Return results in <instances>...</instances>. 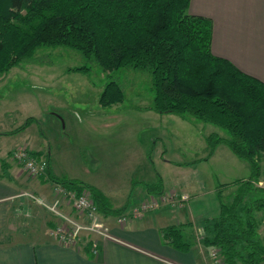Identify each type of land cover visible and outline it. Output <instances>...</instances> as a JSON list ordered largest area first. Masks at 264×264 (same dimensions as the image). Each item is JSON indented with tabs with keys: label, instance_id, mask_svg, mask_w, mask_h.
Returning <instances> with one entry per match:
<instances>
[{
	"label": "trees",
	"instance_id": "obj_1",
	"mask_svg": "<svg viewBox=\"0 0 264 264\" xmlns=\"http://www.w3.org/2000/svg\"><path fill=\"white\" fill-rule=\"evenodd\" d=\"M189 1L0 0V75L31 59L41 46L76 49L103 71L125 66L148 70L153 94L149 108L223 129L226 136H207L209 153L222 142L250 167L246 178L218 185V212L202 219L197 240L216 246L223 264H264L256 217L264 210V186L255 184L264 153V82L211 51V21L189 13ZM68 70L86 72L88 66ZM122 99L114 80L105 83L98 98L101 106ZM50 177L54 184L87 189L103 214L127 209V203L111 207L107 197L87 183ZM144 191L146 196L163 193L159 173L144 184ZM161 233L175 248L190 246L178 225H167Z\"/></svg>",
	"mask_w": 264,
	"mask_h": 264
},
{
	"label": "crops",
	"instance_id": "obj_2",
	"mask_svg": "<svg viewBox=\"0 0 264 264\" xmlns=\"http://www.w3.org/2000/svg\"><path fill=\"white\" fill-rule=\"evenodd\" d=\"M188 12L210 19L211 51L215 55L264 82V0H190ZM64 87L46 77L43 84L32 91H18L9 96L12 101L9 105L15 108L22 103L25 112L1 110L0 114L7 116L0 117V124L8 123L10 117L11 122L0 126V264H210L208 247L193 240L190 223L201 222L204 217L218 212L217 195L218 203L215 206L213 200L209 202L213 208L206 214L204 198L194 189L197 184L188 182V187L183 182L173 181L175 186H168L164 182L154 160L148 157L150 147L157 146L158 135L143 134L147 117L134 129L126 127L116 132L112 128L122 121V116L108 112L92 114V110L73 104ZM54 91H59V98L52 96ZM150 105L146 103L142 108L148 113L152 110ZM140 119L138 121H142ZM148 119L153 121L155 116L149 115ZM153 123H157L156 120ZM83 125L95 134L88 136L81 130ZM69 136H74V140H69ZM75 143L91 156L94 166L91 170L78 157ZM19 147L45 157L44 174L29 181L28 176L24 178L19 169L21 162L12 155ZM181 164L190 166L189 161ZM261 166L260 158L259 176L264 174ZM91 172L94 175L88 179ZM156 173L162 178L163 193L179 188L189 194L187 198L169 209L141 217L130 216L124 221L117 219L118 214L101 213L107 236L91 235L93 238L65 245L49 234V227L55 222L49 213L37 226L33 216L30 222L22 220L28 206L24 202L27 198L20 194L28 187L41 195L52 196L54 182L50 176L87 183L116 208L142 198L144 184L154 181ZM48 187H51L49 193ZM171 224L178 225L183 239L190 242L186 250L162 239L161 229ZM91 239L97 241V253L90 251Z\"/></svg>",
	"mask_w": 264,
	"mask_h": 264
},
{
	"label": "rangeland",
	"instance_id": "obj_3",
	"mask_svg": "<svg viewBox=\"0 0 264 264\" xmlns=\"http://www.w3.org/2000/svg\"><path fill=\"white\" fill-rule=\"evenodd\" d=\"M83 64L88 66L86 72L67 71L71 67L81 66ZM46 77H50L52 82H55L57 85L65 86L66 88L64 87V89L68 90L73 104L76 103L78 107H83L89 111L92 110V114H98L100 112L105 114V112H108L114 113L115 116H122L123 118L120 119L122 121L112 128L116 132L125 130L126 127L134 129L135 126L140 125V122H143V117H147L146 121L144 118L143 134L145 136L158 135V138H156L157 146L154 149L150 147L148 151L149 159L154 160V166L168 186L174 184L175 181L183 182L188 187L191 183L197 184V187L194 189L204 198L202 203L207 207L205 208L206 214L209 212L211 213V208H213L209 202L213 200L212 202L215 206L218 203L216 190L219 184L231 183L236 179L246 178L250 174L248 162L237 157L226 144L222 142L218 143L213 152L209 153V145L206 141L207 136L212 132H217L221 136H226L227 134L223 129L193 117L188 119V121L172 113H158L153 110L147 113L146 109L142 108L146 103L151 104L153 96L148 70L125 66L113 71H103L97 66L93 59L86 58L80 51L66 46L38 47L31 59L21 61L19 64L12 66L8 71L0 75V113L4 108L19 110L21 113L25 112L26 107L24 108L22 103L15 108L9 105L12 103V101L9 100V96L11 94H16L18 91L25 90L24 92L27 93L32 91L36 86L43 84ZM109 80H114L121 87L123 99L112 105L101 107L98 105L97 98L105 83ZM56 89L60 88L56 87ZM51 93L55 99L56 97L59 98V91ZM5 115L6 114H0V117H6L7 115ZM149 115L155 116V119L153 121L152 119H148ZM140 118L142 121H138ZM155 120L157 123H153ZM8 121V123L11 122V117ZM8 123H1L0 126L5 127ZM81 130L87 132L88 136H93L95 134L94 131H90V129L84 125L81 127ZM100 131L101 129H99L98 132ZM68 138L69 140H74L75 137L69 136ZM75 144L77 146L76 152L78 157H81L86 167L91 170L94 167L91 164V156L83 149H80L77 143ZM167 160L171 162L169 163ZM182 161H189L190 166L181 164ZM19 164V169L22 172L21 174L24 175V178L28 176V181L38 177L29 174L23 165L21 163ZM261 165L262 172L264 173V153L261 156ZM150 166L152 167L153 163H150ZM92 173L93 172L90 173V178L88 179H91L94 175ZM259 177L260 180L255 182V184L264 186V174ZM50 189L51 187H48V189L46 188L47 193H49ZM25 190L39 197H43L46 201L51 200L55 196L57 197L52 191V196H46L28 187ZM230 190L229 187L223 191V199H225L226 193ZM171 192H177L178 194L175 198L165 199H161L160 197L163 193L153 195L152 197L155 198L157 205L147 208L143 215L156 210L165 209L166 207L179 205L185 200L181 199L180 195L188 194L185 191L179 190V188L171 189ZM20 195V197L27 198V201H24L28 206L24 210L25 216L22 219L24 222H30V217L33 216L37 226L39 220H44L46 213H49L55 218V221H57L56 216L45 207L33 201L30 196L22 193ZM150 197L151 196H146L145 194L144 196L142 195V198L139 197L136 201L128 205L126 210L118 213V215L125 212L127 217L130 216L127 215L131 214L129 211L130 208L145 202V200H148ZM188 200L189 199H187V201ZM61 208L72 216L75 214V212L70 209V206L64 204ZM256 217L259 220L257 231L262 236L264 242V210L257 211ZM83 218V216L77 215L78 220H82ZM100 218L103 221L101 212ZM197 222L194 224L190 223L193 240L196 243L199 242L197 237L201 235L199 226L202 224V220L198 222L199 224ZM91 235L93 234L88 230L82 231L79 241L86 240L87 238L90 239V237H92ZM200 246H202L201 242ZM213 248L216 249L218 253L219 249L216 246H210L207 250L205 249L209 257L210 251ZM211 261L210 258V264Z\"/></svg>",
	"mask_w": 264,
	"mask_h": 264
},
{
	"label": "built area",
	"instance_id": "obj_4",
	"mask_svg": "<svg viewBox=\"0 0 264 264\" xmlns=\"http://www.w3.org/2000/svg\"><path fill=\"white\" fill-rule=\"evenodd\" d=\"M13 158L17 159L25 170L31 174L38 176L45 173L46 159L44 156H35L30 154L27 150L22 147L16 148L12 151ZM54 193L57 197H53L51 200H45L43 197L25 191L22 194H26L32 198L33 201L40 204L49 210L54 216L57 217V221L54 222L53 226L49 228V234L58 242L65 245H74L79 242L80 233L88 230L93 235L107 236L108 230L104 222L100 218V212L87 189H81L80 191L72 188H68L61 184H54ZM177 192H167L161 194V199L175 198ZM181 199H186V194H181ZM151 198V199H150ZM145 202L130 208V213L127 214L131 217H141L144 211L149 207L157 205L155 198L152 196ZM184 201V200H183ZM70 206V209L75 212L73 216L68 214L62 209V205ZM61 206V207H60ZM127 212V211H126ZM78 216L84 218L77 219ZM128 216V217H130ZM127 218L125 212L118 215L119 221H124ZM90 251L97 253V241L90 240ZM211 264H222L219 252L216 249L210 251Z\"/></svg>",
	"mask_w": 264,
	"mask_h": 264
}]
</instances>
